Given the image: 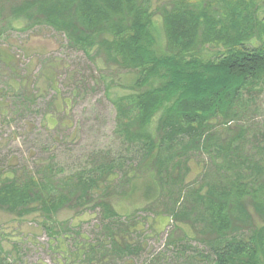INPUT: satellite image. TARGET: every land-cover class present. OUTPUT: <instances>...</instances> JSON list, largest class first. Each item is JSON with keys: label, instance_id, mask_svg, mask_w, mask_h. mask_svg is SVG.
Segmentation results:
<instances>
[{"label": "trees", "instance_id": "16d2710c", "mask_svg": "<svg viewBox=\"0 0 264 264\" xmlns=\"http://www.w3.org/2000/svg\"><path fill=\"white\" fill-rule=\"evenodd\" d=\"M224 8L221 15L187 0L165 8L166 50L158 53L148 0H0V37L15 25L50 26L114 74L103 76L107 91L128 92L113 100L116 135L138 155L130 165L106 156L62 179L51 164L40 172L0 170V209L54 219L92 203L102 211L101 236L76 243L73 263L132 259L142 251L137 237L145 224L121 215L114 202L132 192L133 180L150 176L157 197L146 211L160 207L181 233L169 243L180 255L171 261L183 262L167 264H191L194 240L207 248L206 256L193 250L207 264L264 262V128L252 132L244 123L251 95L264 86V44L251 46L264 24L245 3ZM210 43L216 54L205 58ZM0 59L5 68L11 64ZM123 70L135 75L131 86L115 79ZM199 154L209 164L200 182L188 184L182 171ZM157 262L166 264L159 257L151 264ZM0 264L13 263L0 257Z\"/></svg>", "mask_w": 264, "mask_h": 264}, {"label": "rangeland", "instance_id": "374dc122", "mask_svg": "<svg viewBox=\"0 0 264 264\" xmlns=\"http://www.w3.org/2000/svg\"><path fill=\"white\" fill-rule=\"evenodd\" d=\"M179 1L148 0L155 15L158 53L166 50L163 10ZM187 2L198 6L209 4L213 10L221 11V15L226 13L224 7L229 3L242 2L264 24V0ZM262 32L252 47L264 44ZM212 46L216 45L210 43L203 49L205 58L215 57L216 47ZM0 58L11 62L5 68L0 59V170L40 172L43 165L51 164L62 179L87 171L106 156L123 157L128 165L137 162L138 155L126 149L116 135L117 111L113 100L128 92L107 91L108 80L103 76L114 78V74L106 72L99 60L88 57L82 48L71 46L63 34L45 25L29 29L26 25H15L14 29H5L0 37ZM120 74L123 76L115 77L117 81L124 86L133 84V73L123 70ZM251 97V109L244 116V123L257 133L264 128V86ZM208 164L207 156H192L188 168L182 171L184 181L200 182ZM152 184L150 176L135 179L132 192L114 202L121 215L132 213L145 224V232L137 237L142 251L132 259L111 260L105 264H151L157 257L165 263L183 262L179 257L178 262L171 261L176 253L169 243L171 236L180 237L181 233L159 214L160 207L146 211L157 197V189ZM102 216L101 209L92 203L62 211L54 219L39 214L21 218L0 209V257L13 264H76L73 263L77 259L76 243L99 240ZM255 220L262 224L256 216ZM187 232L195 238L193 231L187 229ZM60 237L67 238L66 244ZM190 243L193 250L207 255V248L199 240ZM193 250L187 254L191 256L187 261L207 264Z\"/></svg>", "mask_w": 264, "mask_h": 264}]
</instances>
